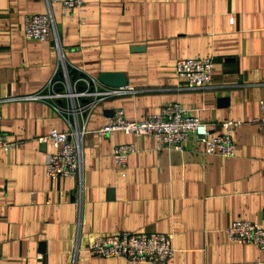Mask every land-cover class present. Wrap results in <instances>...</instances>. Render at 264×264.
Returning a JSON list of instances; mask_svg holds the SVG:
<instances>
[{
	"label": "crops",
	"instance_id": "crops-1",
	"mask_svg": "<svg viewBox=\"0 0 264 264\" xmlns=\"http://www.w3.org/2000/svg\"><path fill=\"white\" fill-rule=\"evenodd\" d=\"M49 9L68 76L119 71L128 89L76 115L87 130L78 210L75 181L45 176L53 147L37 141L68 129L51 106L64 100L31 97L48 93L57 51L51 40L24 37L22 25L45 13L46 1L0 0V132L16 143L0 150L2 264H129L88 251L94 236L119 232L165 234L174 253L163 264H264V253L224 232L235 220L264 229V133L252 121L264 97V0H86L80 13L62 15L55 2ZM196 55L212 60L203 88L174 70L176 59ZM171 102L204 121L209 137L240 121L234 154H203L195 138L183 150L157 151L151 137L91 133L116 109L138 120ZM117 144L134 147L121 173L111 159Z\"/></svg>",
	"mask_w": 264,
	"mask_h": 264
},
{
	"label": "built area",
	"instance_id": "built-area-1",
	"mask_svg": "<svg viewBox=\"0 0 264 264\" xmlns=\"http://www.w3.org/2000/svg\"><path fill=\"white\" fill-rule=\"evenodd\" d=\"M47 11L26 15L22 25L23 36L35 40H51L56 51L57 60L51 77L45 87L48 93L31 95V97H50L62 99L65 106L52 102L51 106L67 122L66 132L50 130L46 135L37 139L40 143L50 142L53 151L47 155L44 163V174L49 179L70 178L75 181L77 191L76 207L79 210L82 188L81 141L87 130L78 126L75 118L77 113L87 112L97 100L125 92L123 86H103L87 75H79L71 79L66 71L65 63L60 53L57 33L49 5L55 2L59 5L62 15L82 12L86 0H45ZM231 21V19H230ZM174 70L177 77L184 78L188 87L203 88L210 81L212 60L209 56L181 57L175 60ZM59 73L60 77L54 76ZM88 99L81 102L80 99ZM258 116L252 119L264 133V97L258 100ZM74 117V122L68 115ZM85 115V114H84ZM1 118V116H0ZM238 120H227L223 123L225 131L213 137L208 136L207 125L204 121L186 112L177 102L161 105L155 113L145 114L141 119H127L121 109H116L103 126L92 130L91 133L106 136L119 131L135 137H151L154 149L183 150L185 144L195 138L201 143V152L206 155L230 157L234 154V143L231 138L232 130L240 125ZM16 146L8 142L0 132V150L7 151ZM134 152L132 144H117L111 150L113 166L120 171L125 168L128 156ZM264 162V158H263ZM263 186L260 192L264 203V165L262 168ZM228 241L236 244H252L264 253V229L243 220H235L224 230ZM88 251L97 257L121 258L129 264L147 263L163 264L174 253L169 238L162 233H131L97 235L92 238ZM0 264L2 260L0 257Z\"/></svg>",
	"mask_w": 264,
	"mask_h": 264
},
{
	"label": "water",
	"instance_id": "water-1",
	"mask_svg": "<svg viewBox=\"0 0 264 264\" xmlns=\"http://www.w3.org/2000/svg\"><path fill=\"white\" fill-rule=\"evenodd\" d=\"M96 79L106 86H123L126 84L124 74L119 71H101Z\"/></svg>",
	"mask_w": 264,
	"mask_h": 264
}]
</instances>
